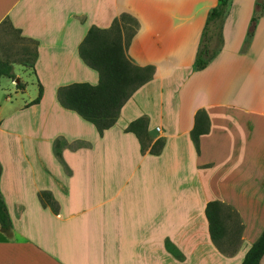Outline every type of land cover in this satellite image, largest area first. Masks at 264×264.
Segmentation results:
<instances>
[{
	"label": "crops",
	"instance_id": "crops-1",
	"mask_svg": "<svg viewBox=\"0 0 264 264\" xmlns=\"http://www.w3.org/2000/svg\"><path fill=\"white\" fill-rule=\"evenodd\" d=\"M255 2L228 1L220 47L194 69L216 0H0V42L8 28L33 43L31 65L18 64L36 86L20 101L0 98V196L10 221L0 226V264H175L191 243L211 242L203 213L211 199L238 212L241 259L264 227V3L244 41ZM122 12L138 22L125 53L153 72L98 134L56 90L96 83L78 44L89 26L108 27ZM38 84L40 98L30 102ZM197 108L209 126L196 151L189 130ZM139 116L147 120L143 150L124 130Z\"/></svg>",
	"mask_w": 264,
	"mask_h": 264
},
{
	"label": "trees",
	"instance_id": "trees-1",
	"mask_svg": "<svg viewBox=\"0 0 264 264\" xmlns=\"http://www.w3.org/2000/svg\"><path fill=\"white\" fill-rule=\"evenodd\" d=\"M228 1L216 0V4L208 10L192 61L194 69L204 67L218 51L221 44V21ZM255 3L257 8L250 17V28L246 31L245 42L251 35L253 22L264 0H256ZM137 26V20L125 12L113 17L108 27L89 26L78 44V55L86 65L96 71V83L76 81L59 86L56 90L60 105L74 110L80 117L92 123L98 134L115 122L121 105L132 92L151 78L152 65H137L125 53ZM211 43H214V47H211ZM34 54L33 50L32 55ZM0 76L14 79L11 61L0 58ZM14 85L17 89L23 87V83L18 78ZM40 95L41 86L38 84L37 94L30 102L38 101ZM208 126L209 121L205 111L197 108L193 113L189 130V137L196 151L198 135L206 132ZM124 130L135 135L141 150L149 143L147 120L144 116L129 121ZM161 145L162 140L156 138L149 149L155 153ZM56 152L58 153L57 150ZM203 213L212 244L223 254L233 253L240 243V233L243 228L238 212L228 203L211 199L205 202ZM9 224L8 212L0 196V226L7 228ZM164 246L177 254V250L172 249V245L168 242H164ZM263 254L264 227L244 251L238 264H258Z\"/></svg>",
	"mask_w": 264,
	"mask_h": 264
},
{
	"label": "rangeland",
	"instance_id": "rangeland-1",
	"mask_svg": "<svg viewBox=\"0 0 264 264\" xmlns=\"http://www.w3.org/2000/svg\"><path fill=\"white\" fill-rule=\"evenodd\" d=\"M6 26L7 25H2L3 28ZM5 29H7L5 31L6 33L8 32V34L3 36V40L0 42V57L9 61H14L11 63V70L15 73L14 79L18 77V80L26 82V85L22 93L15 91V86L13 82L10 81V77L0 76V98L3 97L4 94H8L12 96L11 101L16 102L20 101V97L25 98L36 89L32 76L27 73L26 69H23L18 64V62H24L26 64L31 63L34 45L30 41L22 40L16 32H10L8 28ZM188 38L190 39V36H188ZM188 42H190L188 39L182 40L184 45ZM211 47H214V43H211ZM14 92H16V94H14ZM6 135V133H1L0 140L3 141ZM241 250L242 249L239 248L230 255H220L209 240L200 244L191 243L186 254L188 257H176L175 264H237L242 253ZM262 264H264V261Z\"/></svg>",
	"mask_w": 264,
	"mask_h": 264
},
{
	"label": "water",
	"instance_id": "water-1",
	"mask_svg": "<svg viewBox=\"0 0 264 264\" xmlns=\"http://www.w3.org/2000/svg\"><path fill=\"white\" fill-rule=\"evenodd\" d=\"M15 81H16V79H15Z\"/></svg>",
	"mask_w": 264,
	"mask_h": 264
}]
</instances>
